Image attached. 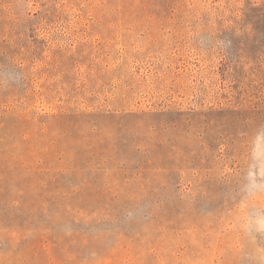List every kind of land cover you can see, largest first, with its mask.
Here are the masks:
<instances>
[{"label":"rangeland","instance_id":"374dc122","mask_svg":"<svg viewBox=\"0 0 264 264\" xmlns=\"http://www.w3.org/2000/svg\"><path fill=\"white\" fill-rule=\"evenodd\" d=\"M0 78V264H239L264 0H0Z\"/></svg>","mask_w":264,"mask_h":264},{"label":"clouds","instance_id":"9594fccd","mask_svg":"<svg viewBox=\"0 0 264 264\" xmlns=\"http://www.w3.org/2000/svg\"><path fill=\"white\" fill-rule=\"evenodd\" d=\"M6 78H0V85L7 84ZM264 125H261L251 139L249 162L245 182L239 192V206L245 209L236 222L240 234L242 249L239 252V264H264V207L254 202L264 197Z\"/></svg>","mask_w":264,"mask_h":264}]
</instances>
